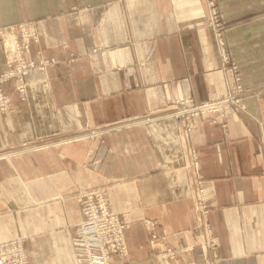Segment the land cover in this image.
Instances as JSON below:
<instances>
[{"label": "crops", "instance_id": "obj_1", "mask_svg": "<svg viewBox=\"0 0 264 264\" xmlns=\"http://www.w3.org/2000/svg\"><path fill=\"white\" fill-rule=\"evenodd\" d=\"M217 7L230 63L252 90L240 97L258 122L230 108L187 128L169 112L177 99L203 103L232 84L206 0H0V25L31 21L38 42L26 56L48 59L26 74L25 94L6 83L0 242L24 237L27 264H82L75 194L101 187L125 225L122 264H157L160 249L205 231L216 243L212 264H264V0ZM147 221L164 236L155 244Z\"/></svg>", "mask_w": 264, "mask_h": 264}, {"label": "built area", "instance_id": "obj_2", "mask_svg": "<svg viewBox=\"0 0 264 264\" xmlns=\"http://www.w3.org/2000/svg\"><path fill=\"white\" fill-rule=\"evenodd\" d=\"M206 1L210 7L213 6L212 0ZM212 17L211 13V20H213ZM30 30L31 35L25 39V42H19L12 37L10 39L13 49L16 51V62L12 61L11 57L8 61L6 59V70L4 73H0V111L8 108L9 96L5 93L4 85L10 82V79L14 80L15 90L19 94H25L26 83L23 79L26 69L24 64L33 66V64L36 65V62H48V59L45 58L40 61L21 58V54L29 51L30 46L38 41L33 28ZM225 101L214 98L201 104L190 105V99H177L171 113L176 117L181 116L186 127L191 128L192 121L198 115V117H209L212 122L219 121L224 114V109L221 110L220 106ZM216 104L218 106L215 108ZM212 112H214L213 116H208ZM190 160L191 166L195 170L198 167V156L195 149L190 150ZM75 199L81 213L80 221L76 224L72 235V245L77 259L82 264H121L125 262L128 257L124 234L125 225L120 216L110 209L104 189L93 187L79 190L75 194ZM148 224L150 225H148L150 243L155 244L162 240L164 236L160 233L157 223L149 222ZM193 245L194 243H188L166 247L163 249L166 251L164 255L157 252L155 257L158 264H197L193 253L194 247L198 244ZM199 246L202 249L204 264H212L218 258L214 241H206ZM0 264H27V251L22 237L0 242Z\"/></svg>", "mask_w": 264, "mask_h": 264}, {"label": "rangeland", "instance_id": "obj_3", "mask_svg": "<svg viewBox=\"0 0 264 264\" xmlns=\"http://www.w3.org/2000/svg\"><path fill=\"white\" fill-rule=\"evenodd\" d=\"M212 1H213V6H211V13L213 14V17H212L213 20H211V25H212V28L214 29L213 30V33H214L215 44H216L217 48H219L220 51L222 52V57H221L222 59L221 60L222 61H225V65L224 66L222 65V66H223L224 70H227V69L229 70V77L231 78V81H232V84L227 89L226 93L223 96H220V97L215 98V99L226 100L220 106L221 110L224 109V112H223L224 114H225V112L228 109H230V108H236L237 110H239V111L247 114V116H249L253 120H256L257 121V119L253 116V114H251L248 111V109L246 108V105L243 102L242 97H240L241 94L243 95L246 92L248 93L249 91H252V90L249 89V88H245L244 85H242L241 78H240V72H239V65H238V63L237 64L235 62H234L235 64H233V63L231 64L230 63L232 61V58L229 55V52L227 50L228 47H227L226 41L224 39V33H225V30L228 27L229 23L225 19L223 10H221L222 11L221 12L218 9V7H217V0H212ZM250 19H253V18H250L249 16L247 17V15L244 16L243 23L248 22V20H250ZM14 25H16V26H14ZM32 25H33L32 22L29 21V20L20 21L18 23H8V24H5V25H0V49H1L2 54H3V57H4V66L0 68V73H4L5 70H6V59L8 61L10 59V57H11L12 58V61H15L16 62V60H15L16 51L13 49V47L11 45V41H10L11 37L14 38V39H16L19 42H21V41L25 42L26 41L25 39L28 36L31 35V30L30 29L33 28V30L36 33V30H35V28ZM31 26H32V28H31ZM11 28H13V29H11ZM36 36H37V40H38V34L37 33H36ZM26 53H28V51H26L23 54H21V58H24V59L33 61L32 59H30L29 57L26 56ZM41 59L42 58L38 59V61H40ZM27 60H25V61L27 62ZM43 62L44 61H42L40 63L36 62V65L33 64V66L24 64L25 65V69H26V74L28 73V71L30 69H33V68H43L46 65V63H43ZM12 69L16 72V70L13 67H12ZM26 74H25V76H26ZM25 76H24V79H23L24 82H25ZM11 81L13 82L14 80H11L10 79V82ZM5 87H6V84L4 85V90H5V93L8 95ZM205 102H207V101H205ZM198 104H201V103H198ZM217 106H218V104L215 105V108ZM8 108H9V103H8ZM173 108H174V105H173ZM7 109L2 110V111H6ZM172 109L169 110L170 114H172L171 113ZM2 111H0V112H2ZM214 112H212L210 114L213 115ZM198 116H196V117H198ZM196 117L194 118V121H192V124L193 125L195 124L196 120L198 119ZM204 118H206V117H204ZM262 138H263V143H264V135H263ZM91 188H93V187H91ZM86 189H88V188H86ZM195 193H198V195L196 196V199H195L196 200V202H195L196 210L201 211V209H203L205 207V204L203 203V189L201 187H198L195 190ZM201 219H202L201 216H199L197 218L198 224L200 223L199 221ZM149 222L155 223L156 221H147V228H148V232L150 233V229L148 227V225H149L148 223ZM22 239H23L24 245H25V238L22 237ZM211 240H212V234H211V232L210 231H205V232H202V233L197 234L190 243H194V245L198 244L196 246L200 247L199 246L200 244H202V243L204 244V243H206V241H211ZM125 241H126V239H125ZM126 244H127V242H126ZM195 247H194V251H195ZM127 249H128V246H127ZM163 249H160L158 251V253H161V254L164 255V253H166V251L163 250ZM199 251H200L199 253L202 255V249H201V247H200ZM161 254H159V255H161ZM127 259H128V257H127ZM155 259H156V257H155ZM156 262H157V259H156ZM157 264H158V262H157Z\"/></svg>", "mask_w": 264, "mask_h": 264}]
</instances>
